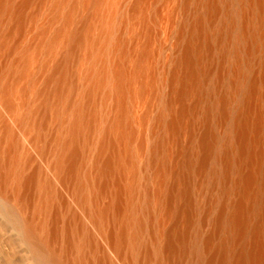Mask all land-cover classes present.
I'll return each mask as SVG.
<instances>
[{
    "label": "bare ground",
    "instance_id": "bare-ground-1",
    "mask_svg": "<svg viewBox=\"0 0 264 264\" xmlns=\"http://www.w3.org/2000/svg\"><path fill=\"white\" fill-rule=\"evenodd\" d=\"M0 235V264H264V0H0Z\"/></svg>",
    "mask_w": 264,
    "mask_h": 264
},
{
    "label": "rangeland",
    "instance_id": "rangeland-1",
    "mask_svg": "<svg viewBox=\"0 0 264 264\" xmlns=\"http://www.w3.org/2000/svg\"><path fill=\"white\" fill-rule=\"evenodd\" d=\"M14 231V230H13ZM14 239H15V236H14ZM5 239H3L2 238V236L0 235V250L2 251V250H4L5 248H8V246L7 245H5L6 244V241H4ZM2 243V244H1ZM3 245L4 246H6L5 248L3 247ZM1 247H3V248H1ZM10 249V248H9ZM5 249V251L6 252H8L7 254H6V256H8V257H10L9 255L11 254V252H12V254H11V256L13 255V258H14V256L16 255V253H17V250L15 249V248H12V249ZM14 250V251H13ZM11 251V252H10ZM5 252V253H6Z\"/></svg>",
    "mask_w": 264,
    "mask_h": 264
}]
</instances>
